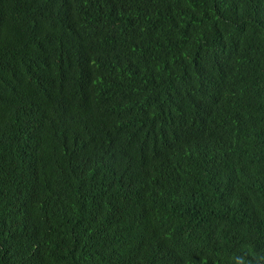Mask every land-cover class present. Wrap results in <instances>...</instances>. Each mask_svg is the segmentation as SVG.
<instances>
[{
	"label": "trees",
	"instance_id": "obj_1",
	"mask_svg": "<svg viewBox=\"0 0 264 264\" xmlns=\"http://www.w3.org/2000/svg\"><path fill=\"white\" fill-rule=\"evenodd\" d=\"M264 264V0H0V264Z\"/></svg>",
	"mask_w": 264,
	"mask_h": 264
},
{
	"label": "clouds",
	"instance_id": "obj_2",
	"mask_svg": "<svg viewBox=\"0 0 264 264\" xmlns=\"http://www.w3.org/2000/svg\"><path fill=\"white\" fill-rule=\"evenodd\" d=\"M236 264H244V258L243 257H237L236 258Z\"/></svg>",
	"mask_w": 264,
	"mask_h": 264
}]
</instances>
